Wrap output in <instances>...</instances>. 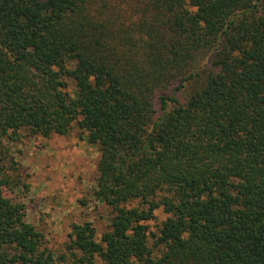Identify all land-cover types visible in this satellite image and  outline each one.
Wrapping results in <instances>:
<instances>
[{"label": "trees", "instance_id": "16d2710c", "mask_svg": "<svg viewBox=\"0 0 264 264\" xmlns=\"http://www.w3.org/2000/svg\"><path fill=\"white\" fill-rule=\"evenodd\" d=\"M74 130L110 218L57 256L6 141ZM98 263L264 264V0H0V264Z\"/></svg>", "mask_w": 264, "mask_h": 264}, {"label": "rangeland", "instance_id": "374dc122", "mask_svg": "<svg viewBox=\"0 0 264 264\" xmlns=\"http://www.w3.org/2000/svg\"><path fill=\"white\" fill-rule=\"evenodd\" d=\"M6 145L19 171L6 170L22 179L19 186L6 189V196L26 206L27 221L46 236L57 256L66 252L74 224L86 220L99 233L105 231L109 209L95 194L100 158L97 146L81 140L77 130L69 136H26L18 142L6 141ZM156 216L150 223L154 231L166 219L163 210Z\"/></svg>", "mask_w": 264, "mask_h": 264}]
</instances>
